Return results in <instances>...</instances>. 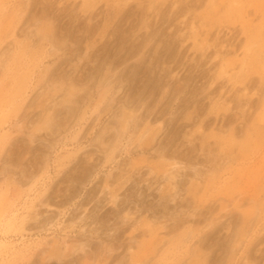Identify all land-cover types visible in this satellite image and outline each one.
<instances>
[{"label": "rangeland", "instance_id": "1", "mask_svg": "<svg viewBox=\"0 0 264 264\" xmlns=\"http://www.w3.org/2000/svg\"><path fill=\"white\" fill-rule=\"evenodd\" d=\"M0 264H264V0H0Z\"/></svg>", "mask_w": 264, "mask_h": 264}, {"label": "bare ground", "instance_id": "2", "mask_svg": "<svg viewBox=\"0 0 264 264\" xmlns=\"http://www.w3.org/2000/svg\"><path fill=\"white\" fill-rule=\"evenodd\" d=\"M173 166H176V165L174 164ZM167 178H168V179H174V176L171 175V173H170V174H168V177H167Z\"/></svg>", "mask_w": 264, "mask_h": 264}]
</instances>
